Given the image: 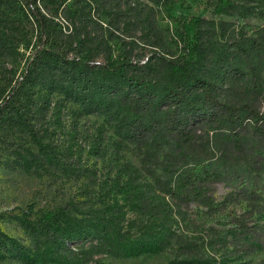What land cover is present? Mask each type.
Wrapping results in <instances>:
<instances>
[{
    "label": "trees",
    "instance_id": "trees-1",
    "mask_svg": "<svg viewBox=\"0 0 264 264\" xmlns=\"http://www.w3.org/2000/svg\"><path fill=\"white\" fill-rule=\"evenodd\" d=\"M150 1L164 7L177 0ZM253 1L204 7L234 17L264 15V0ZM67 2L0 0V48L25 49L20 75L0 86V130L22 131L53 156L62 152L66 167L78 173V121L72 118L66 129L65 116L81 103L114 124L123 142L137 144L142 157L139 165H123L97 196L22 219L41 252L37 264H110L99 256L125 257L141 245L173 249L167 264H243L241 254L255 242L200 224L191 206H202L206 220L226 217L246 231L226 202L216 200L213 185L228 184L241 199L264 205V113L257 102L264 92V26L248 34L221 21L217 37L206 19L185 15L183 51L168 58L154 50L141 63V49L165 45L153 16L134 20L111 0H94L90 12L98 15H76ZM235 80L245 82L247 100L228 97ZM0 245L18 246L3 234Z\"/></svg>",
    "mask_w": 264,
    "mask_h": 264
},
{
    "label": "rangeland",
    "instance_id": "rangeland-1",
    "mask_svg": "<svg viewBox=\"0 0 264 264\" xmlns=\"http://www.w3.org/2000/svg\"><path fill=\"white\" fill-rule=\"evenodd\" d=\"M207 1L214 0H177L170 1L164 7L153 4L150 0H111V4L115 7L120 4L126 10L124 14L137 21L146 22L148 16H153L160 29L165 41L164 48L141 49L145 54L141 63L149 62L154 56V50L168 58L183 51L179 26L185 15L206 19L209 22V31H215L217 37L221 31V21L243 27L248 34H254L258 28L264 26V15L243 18L214 14L211 8L204 7ZM252 3L258 2L254 0ZM66 5L72 7L77 12L76 15H98L96 11L90 12L94 0H68ZM60 15H73V12L61 10ZM61 20L67 26V22L63 18ZM137 35L143 36L141 30H138ZM120 47L121 42H115L114 52L118 53ZM23 53L25 49L22 46L0 48V86L8 85L15 76L20 75L24 68ZM153 59L157 63L161 62L158 57ZM244 87L245 82L235 80L227 90L228 97L238 101L247 100L248 94L244 92ZM257 102L261 104L264 113V92ZM70 110V114L65 116L66 129L71 126L72 118L78 121L79 126V150L82 151V159L78 173L66 167V158L62 152L59 151L53 156L46 149L35 145L22 131L0 130L1 145L7 148V151L0 150V234L7 235L18 245L16 248L0 245V264H37L41 252L26 234L22 224L23 218H34L38 213L66 206L73 200H85L89 194L95 197L100 187L105 185V181L109 183L123 165L140 164L142 150L135 143L123 142L114 124L107 122L99 113L85 112L81 103L74 104ZM60 133L59 141L65 139V131L61 130ZM213 191L216 200L226 202L229 209L246 224V231L240 230L237 224L226 217L218 216L214 220H206L201 215L204 208L193 203L191 211L197 222L216 226L229 237L243 233L242 238L254 241L256 246L253 251L241 254V262L264 264L263 203L241 199L240 190L225 183H216L213 185ZM81 244L70 245L77 248ZM99 257L103 262L110 264H167L175 257V251L141 245L134 247L125 257L110 254Z\"/></svg>",
    "mask_w": 264,
    "mask_h": 264
}]
</instances>
